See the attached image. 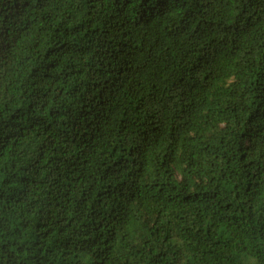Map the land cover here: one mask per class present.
<instances>
[{
  "label": "trees",
  "instance_id": "trees-1",
  "mask_svg": "<svg viewBox=\"0 0 264 264\" xmlns=\"http://www.w3.org/2000/svg\"><path fill=\"white\" fill-rule=\"evenodd\" d=\"M0 264H264V0H0Z\"/></svg>",
  "mask_w": 264,
  "mask_h": 264
}]
</instances>
